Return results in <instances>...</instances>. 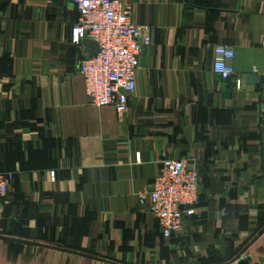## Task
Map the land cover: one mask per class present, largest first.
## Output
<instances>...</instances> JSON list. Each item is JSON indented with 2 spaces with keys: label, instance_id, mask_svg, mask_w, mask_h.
<instances>
[{
  "label": "crops",
  "instance_id": "1",
  "mask_svg": "<svg viewBox=\"0 0 264 264\" xmlns=\"http://www.w3.org/2000/svg\"><path fill=\"white\" fill-rule=\"evenodd\" d=\"M121 1L150 35L124 113L86 95L73 0H0V264H264V0ZM164 158L200 183L170 238L137 199Z\"/></svg>",
  "mask_w": 264,
  "mask_h": 264
},
{
  "label": "built area",
  "instance_id": "2",
  "mask_svg": "<svg viewBox=\"0 0 264 264\" xmlns=\"http://www.w3.org/2000/svg\"><path fill=\"white\" fill-rule=\"evenodd\" d=\"M73 2L78 14L70 30L71 40L96 42L93 56L84 58L78 67L86 95L96 106L110 105L118 113H124L136 86L142 48L150 41L148 27L133 22L121 0ZM217 49L229 51L231 56L218 53ZM233 56L230 47L216 45L213 48L212 70L221 79L234 73ZM218 62L231 69L226 76L215 70ZM240 84L237 79L236 87ZM13 178V172L0 170V202L9 193ZM137 199L157 219L162 235L170 238L187 219L196 215L200 200L197 171L183 159L164 158L149 188L139 192Z\"/></svg>",
  "mask_w": 264,
  "mask_h": 264
},
{
  "label": "clouds",
  "instance_id": "3",
  "mask_svg": "<svg viewBox=\"0 0 264 264\" xmlns=\"http://www.w3.org/2000/svg\"><path fill=\"white\" fill-rule=\"evenodd\" d=\"M217 52H223L225 56H231V52L225 51L224 49H217ZM215 70L218 72H223V74L226 76L231 69L226 68L222 62H218L215 66Z\"/></svg>",
  "mask_w": 264,
  "mask_h": 264
},
{
  "label": "water",
  "instance_id": "4",
  "mask_svg": "<svg viewBox=\"0 0 264 264\" xmlns=\"http://www.w3.org/2000/svg\"><path fill=\"white\" fill-rule=\"evenodd\" d=\"M84 43L90 45L92 48L91 50H89V57L93 56L94 52H95V49H96V42L94 40H91V39H85L84 40Z\"/></svg>",
  "mask_w": 264,
  "mask_h": 264
}]
</instances>
